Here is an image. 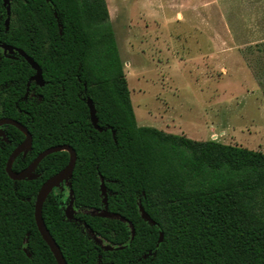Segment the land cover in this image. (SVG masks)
Listing matches in <instances>:
<instances>
[{
  "label": "trees",
  "instance_id": "obj_1",
  "mask_svg": "<svg viewBox=\"0 0 264 264\" xmlns=\"http://www.w3.org/2000/svg\"><path fill=\"white\" fill-rule=\"evenodd\" d=\"M9 3L6 27L0 0V43L30 56L43 85L28 84L35 70L0 48V119L18 121L32 136L14 171L51 146L76 152L71 187L60 183L42 206L66 263L264 264V153L137 125L105 0ZM88 98L102 130L90 120ZM0 127V264H57L36 226L34 202L69 153L46 155L35 179L13 180L6 163L25 136ZM101 178L106 211L119 217L91 213L104 210ZM70 189L73 220L64 213Z\"/></svg>",
  "mask_w": 264,
  "mask_h": 264
},
{
  "label": "rangeland",
  "instance_id": "obj_2",
  "mask_svg": "<svg viewBox=\"0 0 264 264\" xmlns=\"http://www.w3.org/2000/svg\"><path fill=\"white\" fill-rule=\"evenodd\" d=\"M139 126L264 153V0H105Z\"/></svg>",
  "mask_w": 264,
  "mask_h": 264
},
{
  "label": "water",
  "instance_id": "obj_3",
  "mask_svg": "<svg viewBox=\"0 0 264 264\" xmlns=\"http://www.w3.org/2000/svg\"><path fill=\"white\" fill-rule=\"evenodd\" d=\"M2 3L4 6H6L7 17L5 19V26L7 27L8 22H9V15H10V5H9L8 0H2ZM0 48L2 49L3 53H5V54H7V53H9V54L18 53L29 63V65L32 67V69L35 70V73L28 80V84L30 83V81H34L38 85H43L41 69L30 56H28L23 50L18 49V48H14V47L7 45V44H1L0 43ZM87 105L89 108L90 120H91L92 124L94 125V127L96 129L102 130V128L97 125L95 107L92 104L91 99H89V98L87 99ZM3 124H10V125L15 126L25 136L24 139L22 140V142H20L12 150L10 156L8 157L7 163H6V167H5L6 172H7L8 176L13 180L35 179L39 176V174L35 172V169L38 166L39 162L46 155H48L52 152L61 151V150H65L69 153V160H68V163L66 164V166L64 168H62L60 171H58L57 173H55L52 176H50L49 178H47L42 183L41 187L39 188V190L37 192L35 202H34V219H35V223H36V226L38 228L40 235L42 236V238L46 242V244L49 246L51 252L53 253V255L55 257L57 264H67L58 244L56 243V241L54 240V238L50 234L48 228L46 227V224H45L44 219L42 217V206H43V203H44L46 197L48 196V194L52 191L53 188L59 186L60 183L64 182L69 188L71 187L70 178L72 177L73 169H74L75 162H76V152L71 146H69L67 144L51 146V147H48V148L44 149L43 151L39 152L37 154V156L28 164L27 167H25L24 169H22L20 171H14L12 169V163L15 160V158L19 154H22L23 156H25L27 154V152L29 150H31L32 136H31L30 132L28 131V129L24 125H22L21 123H19L18 121L14 120L12 118H1L0 119V126H2ZM0 138L3 141L6 140V135H5V133L1 127H0ZM101 192L103 195L104 210L101 212H97V213L91 211V213L102 215V216H108V217H113V216L119 217L116 214L112 215L111 213L106 211L107 195H106V191H105V187H104L102 178H101ZM71 194H72V190L70 189L69 190V196L70 197H71ZM139 210H140L141 217L144 220L148 221L150 224L155 223L151 219V217L146 213V211L144 210V208L141 205L139 206ZM64 213H65V216L67 219H69V220L74 219V208H73L72 197L70 198L68 205L65 207ZM120 219L124 220L122 217H120ZM129 224L131 225L130 222H129ZM85 227H86L87 231L92 235V237L94 238L96 243L102 245V247L105 250H112L113 249V247L111 245H103L101 240L99 238H97L96 236H94L92 234L91 230L87 228V226H85ZM131 235H132V237L134 236V228L132 227V225H131ZM161 240H162V233L159 234L158 241H161Z\"/></svg>",
  "mask_w": 264,
  "mask_h": 264
},
{
  "label": "crops",
  "instance_id": "obj_4",
  "mask_svg": "<svg viewBox=\"0 0 264 264\" xmlns=\"http://www.w3.org/2000/svg\"><path fill=\"white\" fill-rule=\"evenodd\" d=\"M170 127H168V125L167 124H165L164 125V128H158V129H161V130H163V131H165V132H169V133H173L172 131H174L173 129H169ZM174 134V133H173Z\"/></svg>",
  "mask_w": 264,
  "mask_h": 264
},
{
  "label": "flooded vegetation",
  "instance_id": "obj_5",
  "mask_svg": "<svg viewBox=\"0 0 264 264\" xmlns=\"http://www.w3.org/2000/svg\"><path fill=\"white\" fill-rule=\"evenodd\" d=\"M9 1V0H8ZM3 4V3H2ZM9 5H10V3H9ZM6 7V6H5ZM12 55H14V53L12 54ZM14 57V56H13Z\"/></svg>",
  "mask_w": 264,
  "mask_h": 264
}]
</instances>
